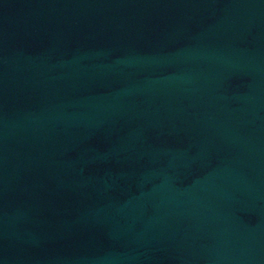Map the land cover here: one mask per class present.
<instances>
[{
	"label": "water",
	"instance_id": "obj_1",
	"mask_svg": "<svg viewBox=\"0 0 264 264\" xmlns=\"http://www.w3.org/2000/svg\"><path fill=\"white\" fill-rule=\"evenodd\" d=\"M0 264H264V0H0Z\"/></svg>",
	"mask_w": 264,
	"mask_h": 264
}]
</instances>
